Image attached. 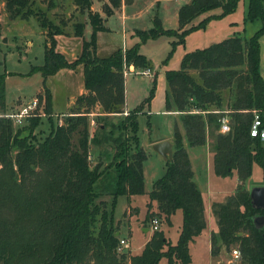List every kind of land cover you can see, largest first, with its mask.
Masks as SVG:
<instances>
[{"label":"trees","instance_id":"obj_1","mask_svg":"<svg viewBox=\"0 0 264 264\" xmlns=\"http://www.w3.org/2000/svg\"><path fill=\"white\" fill-rule=\"evenodd\" d=\"M2 1L11 20L37 18L45 33L46 50L44 63L31 71L44 77L43 90L37 94V111L43 115L29 117L23 125L0 115V264H160L163 258L166 264H191L190 244L205 232L207 217L187 145H206L211 136L216 176L236 175L245 183L257 164L264 182V77L260 69L264 0L248 2L245 22L261 21L253 35L237 33L187 52L179 69L167 70L166 111L178 113L180 123H175L173 158L154 182L147 206L152 220L160 218L171 225L172 216L181 210L183 222L176 243L163 229L156 230L136 254L120 250L122 236L114 208L118 197L131 199L145 192L147 153L137 135L140 108L112 123L110 130L108 127L111 116L125 112L127 69L131 65L150 68V61L140 52L139 43L98 56L97 33L105 26L100 13L92 11L93 0H73L84 19L73 23L72 31L67 30L65 18L59 23L51 19L39 0ZM239 2L190 0L179 8L178 28H165L157 13L154 26L137 30V34L142 42L161 35L176 37L171 55L189 33L206 27L213 18L233 13ZM121 3L110 0L103 11L110 15ZM53 6L54 1L48 8ZM216 9L221 12L195 23ZM86 15L92 25L91 40L84 38ZM60 34L83 38L75 61L57 50ZM79 65L84 68L85 93L70 104L64 123L52 124L46 136L37 138L41 118L54 116L47 78ZM152 97L153 93L148 104ZM6 106V77L0 75V111ZM256 115L261 125L253 136ZM224 120L230 125L227 133L221 131ZM92 121H100V133L93 138ZM104 142L110 143L113 153H100L92 159V147ZM214 214L218 228L211 234L212 253L218 255L223 247L237 245L239 264H264V227L254 223V216L264 210L253 208L250 192L238 187L226 202L215 203Z\"/></svg>","mask_w":264,"mask_h":264},{"label":"rangeland","instance_id":"obj_2","mask_svg":"<svg viewBox=\"0 0 264 264\" xmlns=\"http://www.w3.org/2000/svg\"><path fill=\"white\" fill-rule=\"evenodd\" d=\"M52 8H48L53 3ZM108 1V2H107ZM93 0L99 9L110 0ZM73 0H39L40 7L48 11V16L59 23L60 19L68 20L67 30L72 31V24L84 19L77 13ZM190 0H132V2L113 8V12L107 15L106 30L97 33V54L101 57L111 55L115 50L122 47H132L139 43V50L150 61L152 75L141 73L143 68L132 69L126 73V108L125 112L140 108L138 115L137 135L141 147L147 153L144 162L145 192L129 199L126 195L118 197L114 217L120 228L122 237H128L129 248L126 253H140L145 241L152 236V218L148 210L149 193L153 190L154 182L166 172V159L158 154L154 143L159 140H172L175 148V123H180V116L166 111L165 96L167 89L166 72L170 69H179L185 53L197 48H205L220 42L234 34L241 33L246 37L253 35L260 27L261 21L245 22L249 0H240L236 11L224 17L213 18L206 27L189 33L183 44H179L171 53L172 42L177 39L173 36L161 35L158 38H150L142 42L137 30H148L154 26V17L158 13L163 26L166 28L178 27V10ZM115 9V10H114ZM93 11V10H92ZM94 12V11H93ZM216 9L204 14L195 20L198 23L204 17L213 13H220ZM0 75L6 77V109L0 111V115L17 110L26 105L37 96L44 86V77L41 72H31L33 66L42 65L45 59V33L41 32L39 21L36 17L29 19H14L8 17L5 4L0 0ZM92 25L86 16L84 38L91 40ZM261 73L264 77V34L260 37ZM155 81V83H154ZM81 83V76L77 74H61L57 77H49L47 85L54 90V116L42 117L36 129L37 138L46 136L51 126L64 123L69 111V101L72 95H77ZM46 85V86H47ZM155 85V87H154ZM47 86V87H48ZM153 97L148 104L147 98ZM122 115H114L109 118L110 130L112 123H117L123 118ZM97 119L96 116H92ZM150 122V124H149ZM99 122L92 121L90 136L99 134ZM77 140V138H76ZM210 136L208 143L203 146L190 147L187 145L194 179L203 192L206 203L207 228L199 239L190 244L192 255L191 264H239V258L234 256L237 245L228 249L223 247L218 255L212 253L211 234L218 228L217 216L214 214L215 203H224L234 194L238 187H243L249 192L254 186L264 185L263 170L254 164L251 179L240 183L236 175L230 177H218L212 171V151ZM93 146V145H92ZM92 159H97L100 153L106 155L113 150L110 143L100 147H92ZM210 151V154H209ZM106 160V157H104ZM160 229L176 243L183 222V214L178 210L172 224L164 223L160 219ZM148 229V231H145ZM160 264H166L163 258Z\"/></svg>","mask_w":264,"mask_h":264},{"label":"crops","instance_id":"obj_3","mask_svg":"<svg viewBox=\"0 0 264 264\" xmlns=\"http://www.w3.org/2000/svg\"><path fill=\"white\" fill-rule=\"evenodd\" d=\"M107 1V0H106ZM125 1V4L127 3H130L132 2V0H122V2ZM108 2V1H107ZM122 5V3H121ZM119 8V7H118ZM180 8V7H179ZM117 9V8H116ZM92 10L95 12V13H100L101 17L103 18V23H104V26H105V30L108 29L107 27V24H106V21H107V14L103 11V9H99L98 10V6H96V4L93 2V5H92ZM115 10V9H114ZM179 11V10H178ZM87 16V15H86ZM178 26H179V22H178ZM166 28V27H165ZM178 28V27H177ZM175 29V28H173ZM41 32L43 33V31L41 30ZM102 31L99 32V34L101 33ZM82 43H83V38L82 37H78V36H75V35H58L57 36V50L64 53L66 55V57L68 58V60L70 62H73L75 61L79 55L81 54V51H82ZM125 49V47H122ZM186 54V53H185ZM36 66H39V65H36ZM131 66H134V65H131ZM151 69V68H150ZM152 71V69H151ZM79 74L81 76V83H80V87H79V92L77 95H72L71 98H70V101H69V105L73 102V100L78 97L79 95H82L83 93H85L86 89H85V85H84V68H83V65H79L76 69H70V68H63L61 70H59L56 74L54 75H51L49 76L50 78L51 77H57V76H61V74ZM152 75V74H151ZM49 77L47 79H49ZM46 85H47V81H46ZM48 86V85H47ZM51 86V85H50ZM48 86V88L51 89L52 91V95H53V109L54 111L55 108H54V90L52 87ZM43 90V87L40 89L39 92H41ZM38 92V93H39ZM24 106V105H23ZM21 108V107H20ZM18 108V109H20ZM57 112V111H56ZM171 113H176V112H171ZM178 114V113H176ZM164 139L162 140H159V141H163ZM158 141V142H159ZM172 142V140H170ZM185 144L187 145L188 143L185 142ZM191 147V146H190ZM188 149V148H187ZM189 152V151H188ZM209 154H210V151H209ZM211 156V154H210ZM192 161V160H191ZM166 164H167V160H166ZM213 168H212V171L213 172ZM201 190V189H200ZM203 193V192H202ZM134 197V196H133ZM133 197L131 198L133 200ZM174 216V215H173ZM173 216H172V219H173ZM173 221V220H172ZM145 231H148V230H145ZM200 237V236H199ZM199 237H197L195 240L199 239ZM150 239V237L145 241V243ZM130 241V239H129ZM144 243V245H145ZM193 243V242H192ZM143 245V247H144Z\"/></svg>","mask_w":264,"mask_h":264},{"label":"built area","instance_id":"obj_4","mask_svg":"<svg viewBox=\"0 0 264 264\" xmlns=\"http://www.w3.org/2000/svg\"><path fill=\"white\" fill-rule=\"evenodd\" d=\"M130 71L133 72V71H136V69L134 70L131 68V66H129L126 73L130 72ZM141 73L144 75H148V76H150L152 74L150 68L142 69ZM39 105H40V100L36 96L33 98L32 101L28 102L26 105L22 106L20 109H17V110L11 111V112H6V113L2 114V116H5L7 118H11L15 125H23L29 117L36 116V115H39V116L43 115V113H40L37 111ZM125 113L128 114V112H125ZM260 125H261L260 117L258 115H256V120L254 122L253 129H252V135L253 136H256L258 134V127ZM221 131L223 133H227L230 131V125L228 124V121H226V120L223 121V123L221 125ZM263 136H264V132H263ZM159 227H160L159 218H154L152 220L153 231L159 230ZM119 247H120V250L123 252L128 251L129 239L122 237L120 240ZM233 252H234V256L236 258L240 259V257H241L240 251L238 249H235Z\"/></svg>","mask_w":264,"mask_h":264},{"label":"water","instance_id":"obj_5","mask_svg":"<svg viewBox=\"0 0 264 264\" xmlns=\"http://www.w3.org/2000/svg\"><path fill=\"white\" fill-rule=\"evenodd\" d=\"M153 148L158 154L162 155L167 161L173 158L174 148L171 141L163 140L156 142L154 143ZM250 198L253 208L264 210V185L254 186L250 191ZM254 223L258 228L264 227V214L255 215Z\"/></svg>","mask_w":264,"mask_h":264}]
</instances>
